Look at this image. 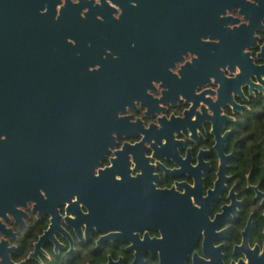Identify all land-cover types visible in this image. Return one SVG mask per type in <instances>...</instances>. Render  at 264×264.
Wrapping results in <instances>:
<instances>
[{"label":"flooded vegetation","instance_id":"1","mask_svg":"<svg viewBox=\"0 0 264 264\" xmlns=\"http://www.w3.org/2000/svg\"><path fill=\"white\" fill-rule=\"evenodd\" d=\"M89 1L101 10V0ZM106 1L111 19L92 22L88 38L125 44L122 124L102 157L64 165L55 209L50 202L40 216L29 203L24 224L1 219L16 235L0 232L15 246L11 260L84 253L85 264H159L167 235L187 251L184 264L263 253L264 74L259 80L254 67L264 64V0ZM8 8L1 0L2 27ZM9 39L0 31L1 51ZM59 216L53 239L31 257Z\"/></svg>","mask_w":264,"mask_h":264},{"label":"water","instance_id":"2","mask_svg":"<svg viewBox=\"0 0 264 264\" xmlns=\"http://www.w3.org/2000/svg\"><path fill=\"white\" fill-rule=\"evenodd\" d=\"M4 3L9 8L3 19L10 24L0 26V31L10 39L0 50V232L16 237L1 219L8 222L10 215L24 224L27 213L23 209L29 203L35 204L40 216L48 212L43 209L50 202L54 201L55 209L64 165L71 168L79 155L85 159L83 165L86 159L97 160L107 139L113 140L110 135L123 119L118 117L125 102L118 54L125 44L88 38L92 22L111 19L106 0H101V10L89 0H47L46 6L43 0ZM103 46L110 48L106 57ZM97 62L99 70L94 69ZM254 73L260 80L264 64L254 67ZM67 172L70 176L75 171ZM53 222L36 242L31 257H37L43 243L53 239V226L59 225L60 216ZM14 249L8 240H0L2 264H16L10 258ZM186 256L187 251L167 235L159 264H184ZM233 264H264V252Z\"/></svg>","mask_w":264,"mask_h":264},{"label":"trees","instance_id":"3","mask_svg":"<svg viewBox=\"0 0 264 264\" xmlns=\"http://www.w3.org/2000/svg\"><path fill=\"white\" fill-rule=\"evenodd\" d=\"M248 128L253 131V126L251 123L248 124ZM37 238V234L34 236H30L27 241L23 243L21 249L19 250V256L27 254V252L31 249L32 241ZM88 260V255L84 253H72L68 254L64 257L54 258L49 263L46 264H85Z\"/></svg>","mask_w":264,"mask_h":264}]
</instances>
